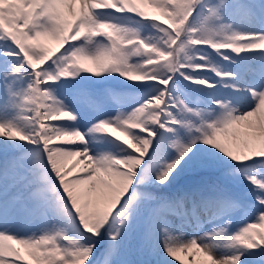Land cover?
<instances>
[{
	"label": "snow or ice",
	"instance_id": "obj_1",
	"mask_svg": "<svg viewBox=\"0 0 264 264\" xmlns=\"http://www.w3.org/2000/svg\"><path fill=\"white\" fill-rule=\"evenodd\" d=\"M250 53L264 0H0V264H264Z\"/></svg>",
	"mask_w": 264,
	"mask_h": 264
},
{
	"label": "rangeland",
	"instance_id": "obj_2",
	"mask_svg": "<svg viewBox=\"0 0 264 264\" xmlns=\"http://www.w3.org/2000/svg\"><path fill=\"white\" fill-rule=\"evenodd\" d=\"M148 10L150 12L154 11L153 9H151L150 6H147ZM102 16L105 19H108L114 23H117L119 25L122 26H127L129 28H134V29H139L141 34L143 36H148V35H154L155 34V29L152 28L151 26V22L149 21H144L141 18L134 16L133 14H121L115 11H111V10H107L102 12ZM230 55H232L234 60H238L240 61L241 58L237 57L235 54L229 53ZM215 55V54H213ZM243 56V60L241 61V64H245L249 61L257 64L253 66V71H258L259 65L260 63L264 62L260 59V54H256V53H250V54H242ZM221 63H224L228 68H230L233 71H238V67L237 65L234 64H228L227 62H223L221 61ZM85 76H87L88 74H83ZM206 75H209L211 77H213L214 79L215 74L214 73H206ZM90 80L95 81L97 79H104V80H108L111 83L115 84L118 87H125V88H134L135 86L131 84V82H128L126 80H123L122 78H119L118 76H108L106 75L105 77L102 78H97V77H89ZM248 83H252V79L249 78ZM222 93L224 95H237L235 93H232L230 91H226V90H221ZM243 99V107H245L246 102L248 99H250L249 97H242ZM246 110V107H245ZM82 131H86V127H82L81 128ZM98 148L102 149V150H106V151H110L111 149L117 148V147H122L121 142L119 141H115L113 140V138L111 137H107V138H101V143L97 145ZM155 163V161H154ZM182 257V261L183 264H190V260L193 259V257L190 256H185L183 253L181 254ZM197 259H200L199 257H197Z\"/></svg>",
	"mask_w": 264,
	"mask_h": 264
},
{
	"label": "bare ground",
	"instance_id": "obj_3",
	"mask_svg": "<svg viewBox=\"0 0 264 264\" xmlns=\"http://www.w3.org/2000/svg\"><path fill=\"white\" fill-rule=\"evenodd\" d=\"M96 47V45L95 44H93L92 46H91V48H95ZM259 69V68H258ZM249 100V99H248ZM248 100H247V102H246V105H245V107H247V105H248ZM121 148L122 147H117V148H114V149H111L110 151L111 152H113V153H116V152H119V151H121ZM13 230H19L15 225H13ZM17 247H19V246H17Z\"/></svg>",
	"mask_w": 264,
	"mask_h": 264
}]
</instances>
